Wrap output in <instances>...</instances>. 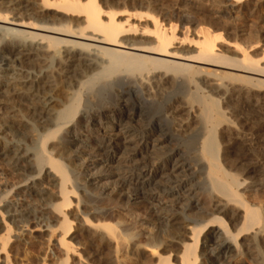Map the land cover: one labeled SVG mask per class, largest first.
I'll list each match as a JSON object with an SVG mask.
<instances>
[{
  "label": "bare ground",
  "instance_id": "6f19581e",
  "mask_svg": "<svg viewBox=\"0 0 264 264\" xmlns=\"http://www.w3.org/2000/svg\"><path fill=\"white\" fill-rule=\"evenodd\" d=\"M157 4L0 0V107L12 111L0 114V264H84L89 248L105 264H206L201 242L213 262L235 249L264 264L257 181L233 171L255 159L244 169L261 167L264 183L262 37L226 35L210 15L194 27ZM147 107L158 120L143 122ZM84 123L93 149L75 134ZM183 139L190 156L169 145ZM101 180L113 186L92 199ZM112 192L123 207L101 201Z\"/></svg>",
  "mask_w": 264,
  "mask_h": 264
},
{
  "label": "rangeland",
  "instance_id": "374dc122",
  "mask_svg": "<svg viewBox=\"0 0 264 264\" xmlns=\"http://www.w3.org/2000/svg\"><path fill=\"white\" fill-rule=\"evenodd\" d=\"M155 2L158 3L157 4V7H156L157 9L158 8H160V9L163 8V9L167 10V8H168V11H173L175 13V15L179 14L181 11H182L181 13L184 12L185 14H187V12H188L189 15H192V17H193V21L191 22V26L194 25V27H196L197 24L203 19V17H205L203 15H206V17H207V15H208V17L210 15V17H212V19L210 17L209 18L212 21L215 20V22L217 21L216 22L217 24L220 23L219 25H221V27L224 26L223 27V29H224L223 33L224 34H226V33L227 34H232V33L238 32V33H240L239 35H241V38H243V37L246 38V34H248V33L249 34L252 33V35H254V34L257 35V33H259L258 34L259 37L260 38L262 37L261 40L264 42V0H250L249 1L250 3L248 2L247 4H245L246 6L244 4H242V3H239V4L238 3H234L233 0H155ZM215 3H216V5H215ZM232 3H234V4H232ZM214 6H216V7H214ZM224 7L226 8V10H225ZM222 9H224L227 12V15H229L230 18L227 15L226 16H222L221 15L222 12H224V10H222ZM227 9L228 10L230 9V10L228 11ZM232 19H234L233 22H232ZM197 21H198V23H197ZM193 22H195V23H193ZM192 23H193V25H192ZM232 26H235V27H232ZM249 27H251L252 29H249ZM191 28H193V27H191ZM232 28L235 31H231V30H233ZM253 28H254V30H253ZM225 29H226V31H225ZM236 29H237V31H236ZM229 30L231 32H229ZM255 31L256 32L258 31V32L255 33ZM260 32H261V34H260ZM226 43H228V42L226 41ZM219 45L222 48H224V49H227L228 48L227 44H225L224 41L220 42ZM259 46L260 45H258V47ZM254 52H256L258 54V52H260V51L257 48ZM147 108H145L143 110V113L145 114L142 117L144 119L143 122H145V121L147 122V119L149 120L150 117H152L150 119L153 120V121L154 120L155 121L158 120L159 117H160V113H159L158 109L156 107H147ZM155 109H157L156 111H158V112H155ZM8 111H10V112H8ZM4 112L5 113H8V114H11L12 113V111L9 108L6 109V111H5V108L4 107L3 108L0 107V114H2ZM144 116H146V117H144ZM148 116H150V117H148ZM18 118L19 117H17V119ZM136 125H138V124H136ZM95 128L96 127H93L92 125H90L88 123L87 124L84 123L83 125H80L79 127L76 128L75 134H76L77 138L80 139L81 146H86V147L88 146V148L91 147L89 149H93V148L96 147L97 141H96L95 134L97 133V130H96L97 128L96 129ZM260 138H261V140L263 139L262 140L263 141L262 143H264V135L262 137H260ZM191 142H192V144H191ZM169 145L170 146H172V145H174V146H180L183 149L184 153H186V156H190L193 153V149H192L193 148V141L191 139H187V140H184L183 139V140H177V141L176 140H172L169 143ZM123 152L124 151H121L120 150L118 153L114 154L113 155L114 156V160H116V159L117 160L123 159L124 158L122 156L124 154ZM79 161H77V162H79V163L83 162V158L82 159H79ZM121 161H119V162H121ZM255 161H256L255 159H251V160H248V161L243 162V165L244 166H245V164L246 165H249L251 163H254ZM110 164H112V165H110V167H111L110 169H112L113 172L120 173L119 172V166H117V164H115V162H112ZM241 165H242V163L237 164V168H234L235 170L233 169V171L235 172V171H237L239 169L240 170L239 173L237 171L236 174L238 173L237 175H239V174L242 173L241 176H239V177H242V175L245 174L243 178H245L248 183H250V182L251 183H256V181H257V183L256 184H253V186L251 188V190H253V191H250V192H252L250 194L252 198L250 197V199L252 201H255V202L258 199H259V202L263 201L262 204L260 203V205H261L262 210L264 211V206H263V204H264V200H263L264 199V183L261 184V180H260V177H261L260 176V170H261L260 168L261 167L258 168L256 171H254L255 172L254 173V172H247L244 169V166H242L243 170L241 171V169H242L241 168ZM0 168L3 171H5L6 168H5L4 163H0ZM89 172L91 173L92 171H89ZM93 177H95V176L88 175L85 178H86V180H90ZM160 179L162 181H164L165 180V177H162L161 176L159 178H156L155 181L156 182H160ZM10 180L13 182V180H15V178H10ZM113 180L114 179L110 180V182H112ZM254 180H255V182H254ZM112 183H109V181H104V180H101L98 183H94L96 185H93L90 188L91 189L90 190L91 192H92V190L94 188L93 192L91 193L89 191L90 195H92L91 196L92 199L95 198V197H96L95 200L97 199L99 190L101 191L103 188H109V189L112 188V186H113ZM104 184H106V186ZM158 186H160V185H158ZM150 189H152V186H149L147 189H144V194L146 195L147 193H154L152 190L150 191ZM255 191L257 192L256 194H254ZM258 193L261 194V197L258 195ZM254 195H255L256 198H257V196H259L258 199H256L255 197L253 198ZM104 197H105L104 194L100 197L102 199L101 201L103 203L105 202L104 204L105 205H109V207L110 206H113V203L115 205V203H118V202H120V203L122 202V207H123V205H125V203H124L125 200H123V198H121V197H120L121 198L120 199L113 192H112V194L110 196L111 198H106V197L104 198ZM205 197H206L205 194H200L199 195L198 202L200 203V205H203L204 204ZM260 198H262V199H260ZM145 203H146V199H144V198H139V199H137L135 201H132V207L134 208L135 213H137L140 216V218L146 212V210H145V205L146 204ZM121 213H122V215H124V218L127 221L130 220V217L128 216V214H126L125 212H121ZM74 228L76 229L75 226H74ZM216 243L218 245L220 244L219 241H217ZM206 245H207L206 243L201 242L200 245H199V248H198V252H199V254H201L200 257H199V259L201 258L200 260H202V261L205 260L206 264H211V263L212 264H258L257 263V260H256L258 258V255L255 256V254H256L255 252H254L255 254H253V253H247V254L246 253L245 254H243V253H236L235 254V252H236L235 249H231L230 251L226 252L222 256V258L220 259V261H218L217 263L216 262H213L212 261V258H214V255L212 253L211 254L204 253L205 255L202 254V252H203L202 250H203L204 247H206ZM80 252L82 253V255H83L84 259H85V263H88V264H105V263H103V257L105 255L102 254V253H98L95 248H89V249H86L85 251L81 249ZM129 261L130 260H126L125 261V264H148V263H144V262H139V261H137L134 258L131 259L130 262Z\"/></svg>",
  "mask_w": 264,
  "mask_h": 264
}]
</instances>
